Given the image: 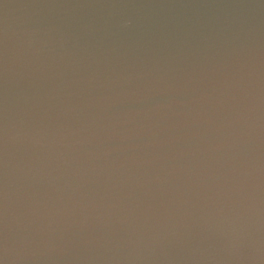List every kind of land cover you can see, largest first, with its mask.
<instances>
[{
  "label": "water",
  "instance_id": "obj_1",
  "mask_svg": "<svg viewBox=\"0 0 264 264\" xmlns=\"http://www.w3.org/2000/svg\"><path fill=\"white\" fill-rule=\"evenodd\" d=\"M0 264H264V0H0Z\"/></svg>",
  "mask_w": 264,
  "mask_h": 264
}]
</instances>
